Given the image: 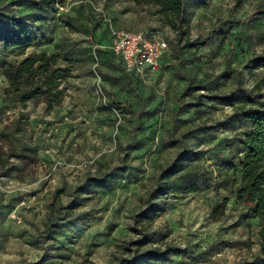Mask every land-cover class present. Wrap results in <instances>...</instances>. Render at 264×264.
<instances>
[{"label": "rangeland", "instance_id": "rangeland-1", "mask_svg": "<svg viewBox=\"0 0 264 264\" xmlns=\"http://www.w3.org/2000/svg\"><path fill=\"white\" fill-rule=\"evenodd\" d=\"M263 2L187 0V36L204 44L184 48L146 0H0V264H116L137 238L133 215L181 143L196 151L189 166L206 178L196 191L170 196L150 226L159 237L168 230L165 242L175 247L155 264H264L260 222L234 194L247 125L233 103L205 100L194 114L188 104L195 92H183L187 81L203 94L264 91V67L249 69L264 51V29L250 23ZM106 24L165 40L161 72L137 76L97 50ZM4 34L18 44L9 46ZM38 52L56 54L57 65L71 71L51 108L41 99L14 103L1 73L3 63ZM125 155L123 171L105 185L93 180L81 207L63 209L87 176L99 177ZM223 197L218 214L213 208Z\"/></svg>", "mask_w": 264, "mask_h": 264}, {"label": "trees", "instance_id": "trees-1", "mask_svg": "<svg viewBox=\"0 0 264 264\" xmlns=\"http://www.w3.org/2000/svg\"><path fill=\"white\" fill-rule=\"evenodd\" d=\"M43 1L49 6L59 3V1L62 3V0ZM146 1L159 8L165 22L174 30L173 41L175 44L184 48H193L204 44V41L199 38L190 39L187 36L190 18L186 8L187 0ZM245 1L248 0H235V3L238 5ZM250 23L258 33L264 29V2L263 5L256 8ZM105 31V40L97 45L107 43L108 24H106ZM22 33L26 39V32ZM2 40H5L11 47L18 44L16 36L10 39L4 34ZM103 50L112 53L110 50ZM166 54L167 52L161 59L162 67ZM95 58L97 59L96 55ZM57 61L56 54L38 52L23 57L19 62L3 63L1 73L8 82L6 92L11 96L13 102L25 106L29 100L41 99L48 108L59 105L65 95V89L61 87V84L71 75V71L69 67L58 66ZM261 67H264V51L250 59L249 69ZM132 72L140 76L138 73ZM201 89L203 88L192 85L189 81L184 86L183 92H195L191 95L188 104L194 114L205 100L233 103L234 113L247 125L243 136L239 138L243 149L235 156L240 176L234 186V194L237 201L248 210L249 216L260 222L257 232L259 253L264 257V91L257 88H238L224 94H203L198 92ZM192 131H194L193 128L190 129V133ZM196 154L195 150L187 148L181 143V148L174 157L161 167L154 186L145 196L142 208L132 217L133 222L138 224L137 228H133L137 233V238L128 241L130 247L126 248V255L118 258L116 264H155L160 256L175 249L165 242L169 235L168 230L159 237L154 230H150V226L165 211L170 196L179 191L194 192L198 189V180L206 178L204 171L189 166V161L191 165L197 159ZM126 157L125 155L121 158L120 165L111 167L97 178L87 176L73 189L71 199L63 209L71 211L81 207L92 187V181L96 180L97 183H104L103 185L110 182L114 175L123 171ZM181 175L185 179L178 183L177 180ZM226 203L227 197H223L214 206L213 211L221 214Z\"/></svg>", "mask_w": 264, "mask_h": 264}, {"label": "built area", "instance_id": "built-area-1", "mask_svg": "<svg viewBox=\"0 0 264 264\" xmlns=\"http://www.w3.org/2000/svg\"><path fill=\"white\" fill-rule=\"evenodd\" d=\"M107 37V43L97 45L98 48L110 50L120 59L125 69L140 76L145 72H161V59L168 51V43L165 40L149 39L140 31L117 29L110 25ZM95 60L97 62L96 58ZM99 82V75L95 72L96 90L101 93Z\"/></svg>", "mask_w": 264, "mask_h": 264}]
</instances>
